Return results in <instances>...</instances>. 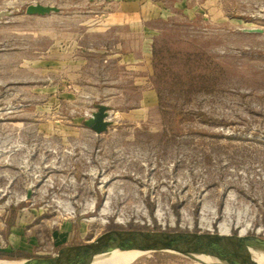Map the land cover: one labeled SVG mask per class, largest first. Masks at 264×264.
<instances>
[{"label":"rangeland","instance_id":"1","mask_svg":"<svg viewBox=\"0 0 264 264\" xmlns=\"http://www.w3.org/2000/svg\"><path fill=\"white\" fill-rule=\"evenodd\" d=\"M221 224L264 264V0H0V259Z\"/></svg>","mask_w":264,"mask_h":264},{"label":"water","instance_id":"2","mask_svg":"<svg viewBox=\"0 0 264 264\" xmlns=\"http://www.w3.org/2000/svg\"><path fill=\"white\" fill-rule=\"evenodd\" d=\"M56 11L55 7L42 4L28 5L27 14H45ZM108 120L104 106H100L88 122V126L95 133L106 130ZM211 246L222 248L230 253L237 264H257L251 254L252 248L246 238L236 234H222L208 229L200 231H166L145 229H112L103 232L95 238H90L84 243L65 246L56 254L20 260L19 264H91L95 258L106 257L112 251H137L150 254L156 252H174L189 254L193 252L204 253ZM228 257V256H227Z\"/></svg>","mask_w":264,"mask_h":264},{"label":"bare ground","instance_id":"3","mask_svg":"<svg viewBox=\"0 0 264 264\" xmlns=\"http://www.w3.org/2000/svg\"><path fill=\"white\" fill-rule=\"evenodd\" d=\"M246 228H247V225L245 227H243L238 233L240 235L241 234H244ZM218 230L222 234H228L229 227L228 226H224V225L221 224L218 227ZM254 251L261 252V251H258V250H252L251 253L254 252ZM225 252L226 251L222 250V248H219V247H216V246H211L210 249L204 250V253H201V254L207 255V257H203L202 256L203 259L204 258H206V259L208 258L209 259L210 258L209 255L216 256V257H219L221 259L223 257H225V258L227 257L226 255L223 254ZM226 253H228V252H226ZM261 253H263V252H261ZM140 254H142V253H139L137 251H118V250H114V251H112V253H110L106 257H98V258H95L92 261L91 264H128L137 255H140ZM228 255L230 256L231 254L228 253ZM19 263H20V260L0 259V264H19Z\"/></svg>","mask_w":264,"mask_h":264},{"label":"crops","instance_id":"4","mask_svg":"<svg viewBox=\"0 0 264 264\" xmlns=\"http://www.w3.org/2000/svg\"><path fill=\"white\" fill-rule=\"evenodd\" d=\"M148 36L142 35L137 41H135L132 46L129 49V54L132 57H135L136 53H145V42L147 40ZM127 49V48H126ZM137 62L139 61L138 59L136 60ZM132 264H150L148 262H141V261H136Z\"/></svg>","mask_w":264,"mask_h":264},{"label":"trees","instance_id":"5","mask_svg":"<svg viewBox=\"0 0 264 264\" xmlns=\"http://www.w3.org/2000/svg\"><path fill=\"white\" fill-rule=\"evenodd\" d=\"M253 247H256L253 243L250 244ZM7 257L9 259H14V258H18V257H28V254L23 253L22 251L16 250V251H12V252H3L0 251V258H4Z\"/></svg>","mask_w":264,"mask_h":264}]
</instances>
